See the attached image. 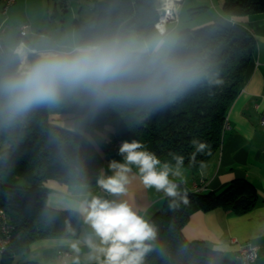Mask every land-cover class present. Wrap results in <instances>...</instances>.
I'll use <instances>...</instances> for the list:
<instances>
[{"label": "trees", "instance_id": "trees-1", "mask_svg": "<svg viewBox=\"0 0 264 264\" xmlns=\"http://www.w3.org/2000/svg\"><path fill=\"white\" fill-rule=\"evenodd\" d=\"M226 15L247 16L264 12V0H223ZM90 20L75 19L76 31H90L102 25L124 21L127 25L155 26L157 0H94ZM202 7L193 9L200 10ZM195 11H192L194 13ZM185 49L200 57L207 75L171 102L150 109L106 106L89 122L118 119L116 139L143 143L161 161L170 154L185 157V168L197 171L214 157L223 142L228 112L241 91L253 58L256 39L241 24L212 23L180 32ZM0 43V59L8 54ZM81 118L86 111L76 102L60 106ZM206 145L189 166L194 151L191 141ZM100 166L77 132L50 122L49 108L29 113L23 121L0 126V208L14 226L12 241L0 264H11L14 255L26 252L37 239L79 235L83 219L72 210H57L47 204L48 180L72 186L97 184ZM17 179H19L17 182ZM257 190L247 179L233 180L220 193L186 191L166 197L160 210L148 221L156 228L153 248L144 264H239L227 261L223 253L204 241H189L183 228L190 207L204 211L224 207L238 214L256 205Z\"/></svg>", "mask_w": 264, "mask_h": 264}, {"label": "clouds", "instance_id": "clouds-1", "mask_svg": "<svg viewBox=\"0 0 264 264\" xmlns=\"http://www.w3.org/2000/svg\"><path fill=\"white\" fill-rule=\"evenodd\" d=\"M207 75L201 59L185 49L173 28L158 29L118 21L90 31H69L35 46L12 47L0 59V126L23 121L41 107L78 103L89 122L106 106L150 109L171 102ZM189 166L206 145L193 139ZM122 162L111 160L97 179L115 196L127 192L133 168L145 188L180 196L185 157L170 154L161 161L138 140L121 142ZM91 234L86 243L102 264H144L156 239V228L122 199L92 197L80 205ZM78 242L71 246L77 248Z\"/></svg>", "mask_w": 264, "mask_h": 264}, {"label": "crops", "instance_id": "crops-1", "mask_svg": "<svg viewBox=\"0 0 264 264\" xmlns=\"http://www.w3.org/2000/svg\"><path fill=\"white\" fill-rule=\"evenodd\" d=\"M60 1L78 8L73 14L75 19L88 20L83 6L86 3L91 6L90 14H95L94 0H16L6 14L2 13L0 1V43L4 49L9 51L18 44L22 39L20 33L15 38L8 37V34L23 24L30 27L26 23L28 19L43 32L31 41L28 38L29 31L23 38L27 46H35L38 39H44L45 17L50 11H57ZM178 3V20L168 25L178 34L183 30H193L212 23L225 26L238 23L248 28L256 39L253 58L241 91L228 112L225 135L218 153L199 170L184 167L181 177H172L179 183L180 193H220L233 180L247 179L257 190L256 205L241 214L224 207L204 211L192 205L183 234L189 241H204L221 251L229 262L239 261L238 254L242 246L256 245L259 247V256L253 264H264V126L261 123L264 114V12L230 17L224 12L223 0H180ZM199 7L202 9L193 10ZM49 118L52 124L75 131L84 138L89 152L100 166V173L103 170L111 174L108 169L111 160L122 162V157L108 145L117 135L118 119L82 125L80 118L64 112L60 106L49 108ZM136 173L137 170L133 168L127 192L120 196L106 192L98 183L72 186L48 180L46 186L51 190L47 195V204L57 210L76 211L83 219L80 211L83 201L94 196L109 200L122 199L127 200L140 215L149 220L160 210L167 196L154 188H145ZM90 234L91 229L83 219L79 235L37 239L31 243L28 251L15 254L11 264H53L59 260L58 251L62 249L71 253L68 258L70 264H102L103 257L94 253L86 243ZM73 242H78L75 249L71 246Z\"/></svg>", "mask_w": 264, "mask_h": 264}, {"label": "built area", "instance_id": "built-area-1", "mask_svg": "<svg viewBox=\"0 0 264 264\" xmlns=\"http://www.w3.org/2000/svg\"><path fill=\"white\" fill-rule=\"evenodd\" d=\"M0 1L2 2L3 14H6L8 8L16 2V0ZM179 1L180 0H158L159 17L155 22V27L158 29H167L170 23L178 20L177 7ZM29 29L30 27L28 24L22 25L20 29V36L22 39L18 42V44L23 43L27 45L23 38L28 34ZM261 123L264 126V114L261 118ZM121 142L122 140L116 139L114 141L108 142V145L114 153L118 154V149ZM13 232L14 226L11 223L7 212L4 208H0V254H3L10 246ZM57 256L59 260L53 264H70L68 258L71 256V253L68 250H59ZM258 256L259 247L253 244H247L241 247L238 254V260L241 261L242 264H253Z\"/></svg>", "mask_w": 264, "mask_h": 264}, {"label": "rangeland", "instance_id": "rangeland-1", "mask_svg": "<svg viewBox=\"0 0 264 264\" xmlns=\"http://www.w3.org/2000/svg\"><path fill=\"white\" fill-rule=\"evenodd\" d=\"M70 3L68 2H59L58 4V9L57 11H50L49 12V15L45 17V38L40 40L38 39V44L51 38V37H54L56 35H59V34H62V33H65V32H69V31H73L76 29L74 28V21H75V18L76 16H74V12H75V9L76 11L78 10L77 7H72L69 5ZM89 4H83L84 6V13H86V19H91L93 17V15L90 14V10H91V6ZM1 9H2V5H1ZM53 10V9H52ZM93 14V13H92ZM24 16V14H23ZM25 17V16H24ZM29 20V19H28ZM26 23H29L30 24V27L32 26V29L29 33V40L31 41H34L33 40V37H38V35L43 32L41 31V29H38L37 27H35L34 25L31 24L30 21H28ZM22 25L20 26L19 29L17 30H14L13 32L9 33L8 34V37L11 36V38H15L17 36L18 33H20V29H21ZM34 30V32H33ZM32 31V33H31ZM37 44V43H36ZM19 179H17V182ZM1 259H2V254H0V263H1Z\"/></svg>", "mask_w": 264, "mask_h": 264}]
</instances>
